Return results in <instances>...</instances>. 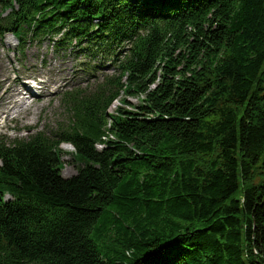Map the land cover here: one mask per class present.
<instances>
[{"label": "trees", "instance_id": "1", "mask_svg": "<svg viewBox=\"0 0 264 264\" xmlns=\"http://www.w3.org/2000/svg\"><path fill=\"white\" fill-rule=\"evenodd\" d=\"M5 33L115 75L0 138V264H264V0H0Z\"/></svg>", "mask_w": 264, "mask_h": 264}, {"label": "rangeland", "instance_id": "2", "mask_svg": "<svg viewBox=\"0 0 264 264\" xmlns=\"http://www.w3.org/2000/svg\"><path fill=\"white\" fill-rule=\"evenodd\" d=\"M16 45L11 35L0 37V136L7 141L37 130H55L54 127L66 122L68 117L60 106V95L73 88L85 97L104 75L113 73L110 60L98 58L91 62L83 56L84 51L77 48L57 54L48 42H44L41 46L29 45L23 53L15 54ZM27 78L36 80L38 96L27 98ZM14 87L23 88L20 97L12 96L10 90ZM127 99L138 104L137 97ZM110 110H115V106ZM61 150V174L70 177L77 167L73 147L63 144Z\"/></svg>", "mask_w": 264, "mask_h": 264}, {"label": "bare ground", "instance_id": "3", "mask_svg": "<svg viewBox=\"0 0 264 264\" xmlns=\"http://www.w3.org/2000/svg\"><path fill=\"white\" fill-rule=\"evenodd\" d=\"M5 82V84L7 83V80L6 81H4ZM7 85H9V84H7ZM10 85H12V84H10ZM26 87V86H25ZM9 88H10V86H9ZM7 90V87L4 89V91H6ZM11 93H12V96L13 97H15V96H17V97H20L21 95H22V93H23V88L22 89H20V88H11ZM4 94H6V93H4ZM16 102V101H15ZM23 103V102H22ZM14 106V105H13ZM14 129V128H13ZM62 146V145H61ZM65 146V145H64Z\"/></svg>", "mask_w": 264, "mask_h": 264}]
</instances>
